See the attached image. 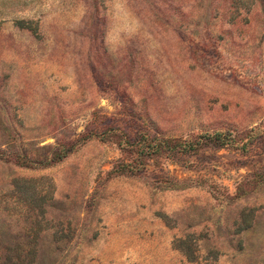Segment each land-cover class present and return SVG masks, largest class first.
Returning <instances> with one entry per match:
<instances>
[{
    "label": "rangeland",
    "instance_id": "rangeland-1",
    "mask_svg": "<svg viewBox=\"0 0 264 264\" xmlns=\"http://www.w3.org/2000/svg\"><path fill=\"white\" fill-rule=\"evenodd\" d=\"M0 264H264V0H0Z\"/></svg>",
    "mask_w": 264,
    "mask_h": 264
},
{
    "label": "trees",
    "instance_id": "trees-1",
    "mask_svg": "<svg viewBox=\"0 0 264 264\" xmlns=\"http://www.w3.org/2000/svg\"><path fill=\"white\" fill-rule=\"evenodd\" d=\"M145 139H148V138H145ZM146 148H150L151 146H145ZM161 147H163L161 144H154L153 146H152V150H153V148H154V150H153V152L157 149V148H161ZM186 146H181L180 147V149H182L183 151L186 149L185 148ZM147 154H149V152L147 151Z\"/></svg>",
    "mask_w": 264,
    "mask_h": 264
}]
</instances>
